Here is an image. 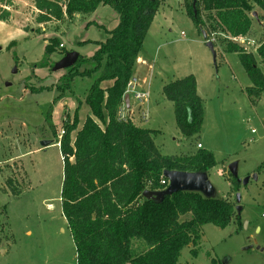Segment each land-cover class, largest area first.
Returning <instances> with one entry per match:
<instances>
[{"label": "rangeland", "instance_id": "obj_1", "mask_svg": "<svg viewBox=\"0 0 264 264\" xmlns=\"http://www.w3.org/2000/svg\"><path fill=\"white\" fill-rule=\"evenodd\" d=\"M7 1L15 5V0ZM26 1L23 10L22 5L15 6L10 24L0 23V264H77L76 245L60 203L65 166L56 142L63 135L65 118L73 121L78 99L84 101L98 75L76 77L73 92L55 100L60 95L57 87L68 69L53 67L66 51L90 57L94 44L80 42L106 41L107 30L114 29L120 17L110 5L100 6L93 13H78L70 20H54L37 29L39 12L33 8L34 0ZM5 4L0 2V7ZM186 4L191 5L192 0H166L148 31L143 50L154 60L151 72L160 74L151 79L144 91L153 92L150 102L160 96L163 100L160 87L164 80L197 74L212 116L204 134L183 136L167 99L169 106L150 109L132 93L131 107L126 113L141 127L160 130L155 142L164 155L191 154L199 149L198 142L203 143L202 135H207L219 163L208 174L215 188L214 196L229 199L236 211L242 206L241 228L236 220L223 229L206 224L198 254L193 255L192 247H187L181 263L264 264V92L258 99L248 96L246 89L252 82L239 55L225 51L230 37L223 33L210 35L202 28L214 43L215 61L204 34L187 15ZM196 5L193 2L195 13ZM9 8L12 9L11 5ZM254 11L257 16L251 14L250 34L236 41L253 53L264 40V13L257 7ZM202 15L207 18L205 11ZM52 37H59L60 45L50 55L49 66H35L44 59L45 47ZM258 61L262 66L260 57ZM135 79L132 80L136 82ZM42 87L48 89L35 92ZM147 109L148 117L144 120L143 112ZM132 110L133 114L129 112ZM88 113V106L81 105L79 121L84 122ZM45 140L52 143L43 146ZM236 162L239 191L233 188L236 176L230 173V165ZM247 177L249 182L245 183ZM8 179L12 180L16 194Z\"/></svg>", "mask_w": 264, "mask_h": 264}, {"label": "trees", "instance_id": "obj_2", "mask_svg": "<svg viewBox=\"0 0 264 264\" xmlns=\"http://www.w3.org/2000/svg\"><path fill=\"white\" fill-rule=\"evenodd\" d=\"M34 1L39 12L38 23L63 21L65 17L93 13L107 5L120 17L118 25L107 30L106 41L80 42L82 45L93 42L98 49L90 57L79 54L57 87L60 95L55 100L73 92L72 82L76 77L98 75L84 101L78 99L73 121L65 118V134L59 145L65 166L61 203L76 245L77 264H182V252L187 247H192L193 255L198 254L206 224L223 229L236 220L241 228L242 218L229 199L188 190L167 194L162 200L144 196L148 190L167 189L170 182L164 177L166 170L209 174L219 164L213 152L206 148L193 154L164 155L155 142L157 130L119 117L148 31L166 0ZM0 2H6L8 7L13 5L7 0ZM193 2L197 3V13ZM256 7L264 13V0H192L191 5H185L187 15L199 31L206 28L210 35L223 33L230 37L225 51L239 55L252 82L246 89L251 99H258L264 92V40L256 47V55L235 40L250 34L251 14ZM10 17V10L0 7V20L9 21ZM59 45L60 39L52 37L45 47L44 59L35 66L48 67L50 55ZM82 67L85 68L81 70ZM109 80L113 84L104 89L102 83ZM46 89L42 87L35 92ZM162 90L173 102L176 126L181 134L198 136L203 129L205 107L196 76L190 74L172 80ZM83 104L92 115L78 127ZM162 180L168 183L163 184ZM7 182L16 194L12 180ZM233 188L240 189L236 177Z\"/></svg>", "mask_w": 264, "mask_h": 264}, {"label": "water", "instance_id": "obj_3", "mask_svg": "<svg viewBox=\"0 0 264 264\" xmlns=\"http://www.w3.org/2000/svg\"><path fill=\"white\" fill-rule=\"evenodd\" d=\"M253 16H257L256 11H254ZM204 37L206 39L207 46L214 54L215 61L217 60V52L215 51L214 43L208 37L209 35L205 30H202ZM80 55L76 51L68 52L64 55V57L55 63L54 70H61V69H69L73 66L77 60L79 59ZM130 100V93L127 92L125 96V105L126 108L129 109L131 106ZM52 143L50 140H45L42 142L43 146H48ZM237 167L238 163H233L230 165V172L237 177ZM164 177L168 178L169 185L166 190L160 192H153V191H146L144 196L146 198H157L158 200H162L167 194H173L179 191H195L200 192L207 197H213L215 195V188L211 181H209L208 174L206 172L203 173H194V172H181L175 170H166L164 172ZM255 178L257 175L254 176ZM239 180V179H238ZM245 183L249 182V177L244 179ZM240 182V180H239ZM242 210V206L237 208L238 213L240 214Z\"/></svg>", "mask_w": 264, "mask_h": 264}, {"label": "crops", "instance_id": "obj_4", "mask_svg": "<svg viewBox=\"0 0 264 264\" xmlns=\"http://www.w3.org/2000/svg\"><path fill=\"white\" fill-rule=\"evenodd\" d=\"M33 1V0H32ZM27 1L26 0H15L14 1V4L15 5H12L11 7H12V9H10L9 8V10H10V12H11V17H10V19H9V21H2V20H0V23H6V24H10L12 21H13V18H14V8H15V6L17 5V4H19V6H21V9L23 10V9H25L24 7H23V4L24 3H26ZM32 4H33V8H34V10L35 11H37L38 12V9L36 8V6H35V1H33L32 2ZM20 10V9H19ZM75 16V15H74ZM66 18L67 17H65V19L64 20H66ZM68 19V18H67ZM63 20V21H64ZM70 20V19H69ZM62 21V22H63ZM54 22V20H52V22H46V24L47 23H53ZM59 22V21H58ZM61 22V21H60ZM117 25H118V23H117ZM116 25V26H117ZM39 27H45V23H38V26L36 27L37 29L39 28ZM42 28V29H43ZM41 29V30H42ZM151 29V28H150ZM252 30V29H251ZM251 32V31H250ZM248 36V35H247ZM59 38V37H58ZM60 39V38H59ZM92 41H96V40H92ZM84 42V41H83ZM90 43H93V42H90ZM94 44V52H93V54L97 51V49H98V45L97 44H95V43H93ZM93 54H91V56L93 55ZM255 55H256V52H255ZM154 60H152V56L150 55V54H148L147 52H144V50L142 51V53H141V55H140V57L138 58V60H137V64H136V69H135V76H134V78H136L135 80H137L136 82V86H135V91H141V92H148V95H147V97H146V99H144L141 103H142V105L144 104V103H147V105H150V109L151 108H153V107H160V106H165V105H168L167 104V101H166V97L165 96H163V100L161 99V96H160V98L157 100V99H154L153 101H151L150 102V99L149 98H151L152 99V96H153V92H151V90H148V91H144V89H145V86L147 85V84H149L150 85V82H151V79H152V81L154 80V79H156V77H157V74H160V73H152L153 71H152V69H153V66H154ZM152 71V72H151ZM195 76H196V79H197V89H198V92H199V95H200V97H202V99H203V104H204V107H205V119H204V123H203V129H202V132H201V134H204V131H205V127L207 128V124H208V122L212 119V116H211V114L209 113V110H208V107H207V103H206V100H205V98H204V96H203V93H202V89H201V82H200V78H199V76L197 75V74H194ZM151 77H153V78H151ZM177 76H175V78L174 79H171V80H168V81H165L163 78L164 77H162L161 76V81H163L164 80V83L161 85V87H160V89H161V91L163 92V90H162V88L164 87V84H166V83H168V82H170V81H172V80H177L178 78H176ZM206 78H208V74L206 75ZM180 79V78H179ZM113 84V81L112 80H109V81H105V82H103L102 83V87L104 88V89H106V88H109V86H111ZM144 85V87L142 88V86ZM151 86H152V84H151ZM140 88H142V89H140ZM131 95V94H130ZM150 96V97H149ZM130 100H131V96H130ZM158 102H157V101ZM168 100V99H167ZM169 102V101H168ZM171 102V101H170ZM131 103V102H130ZM151 104H152V106H151ZM169 106V105H168ZM131 107V106H130ZM171 107L173 108V113H174V116H175V112H174V110H175V108L173 107V102H171ZM68 114H70V111H66ZM65 112V113H66ZM130 113H132L133 114V110L132 111H129ZM143 114H144V116H142V118L144 119V120H146L147 119V117H148V109L147 110H144V112H143ZM92 115V112L89 114L88 113V115H87V117L88 116H91ZM86 117V118H87ZM145 117V118H144ZM86 120V119H85ZM84 120V121H85ZM83 123L84 122H80V126L79 127H81L82 125H83ZM138 126H140L139 124H137ZM141 127V126H140ZM149 128V127H148ZM151 129H153V128H151ZM154 130H157L158 131V134L160 133V130H158V129H154ZM179 130V129H178ZM76 132V134H77V131H75ZM180 132V131H179ZM76 134H74L73 135V137L75 138V136H76ZM202 136H204L203 138H204V140H203V143L202 142H198V144H202V148L201 149H203V148H206V149H208V150H210V151H212L213 152V154L215 155V152H214V150H213V148H212V144H209L210 143V141L207 139V135H202ZM56 144H57V146L60 148V146H59V144H58V142H56ZM197 144V145H198ZM207 145V146H206ZM198 147V146H197ZM199 148V147H198ZM161 149V148H160ZM60 150H61V148H60ZM162 150V149H161ZM198 150V149H197ZM197 150H195L194 152H192L191 154H193V153H195ZM216 156V155H215ZM216 158V157H215ZM61 198V197H60ZM60 203H61V200H60ZM50 205V204H49ZM62 212H63V209H62ZM63 216H64V214H63ZM65 218V217H64ZM66 220V219H65ZM67 221V220H66Z\"/></svg>", "mask_w": 264, "mask_h": 264}, {"label": "built area", "instance_id": "obj_5", "mask_svg": "<svg viewBox=\"0 0 264 264\" xmlns=\"http://www.w3.org/2000/svg\"><path fill=\"white\" fill-rule=\"evenodd\" d=\"M178 2H180V1H182V0H177ZM3 8H6V9H9V7L8 6H5V5H1ZM238 40V39H237ZM237 40H235V41H237ZM253 44H255V42L253 43ZM62 46H64L63 44H62ZM245 48V47H244ZM246 50H247V48H245ZM248 51V50H247ZM135 84H136V82L134 81V80H131L130 81V83H129V85H128V88H127V92H129L130 94H132V93H134V95H135V97H136V99H138L140 102H142L144 99H146V97H147V95H148V92H141V91H135ZM120 111H119V117H120V119L121 120H127L128 118L129 119H131V117H128L127 116V113H126V111L128 110L127 108H126V105H125V103L120 107V109H119ZM253 133H256V130H253ZM65 134V131L63 130V135ZM63 135H61V136H63ZM62 138V137H61ZM61 140V139H60ZM60 140L58 141V144L60 145ZM198 147H199V149H201L202 148V144H198ZM162 182H163V184H167L168 182H166L165 180H162Z\"/></svg>", "mask_w": 264, "mask_h": 264}, {"label": "bare ground", "instance_id": "obj_6", "mask_svg": "<svg viewBox=\"0 0 264 264\" xmlns=\"http://www.w3.org/2000/svg\"><path fill=\"white\" fill-rule=\"evenodd\" d=\"M51 206V205H50ZM53 207V206H52Z\"/></svg>", "mask_w": 264, "mask_h": 264}]
</instances>
